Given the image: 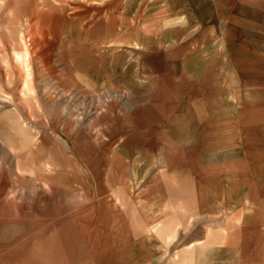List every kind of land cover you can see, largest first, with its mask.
Wrapping results in <instances>:
<instances>
[{"label":"crops","instance_id":"crops-1","mask_svg":"<svg viewBox=\"0 0 264 264\" xmlns=\"http://www.w3.org/2000/svg\"><path fill=\"white\" fill-rule=\"evenodd\" d=\"M99 2L53 80L99 108L40 131L32 164L59 198L0 220V264H160L178 242L181 264H264V0Z\"/></svg>","mask_w":264,"mask_h":264},{"label":"rangeland","instance_id":"rangeland-1","mask_svg":"<svg viewBox=\"0 0 264 264\" xmlns=\"http://www.w3.org/2000/svg\"><path fill=\"white\" fill-rule=\"evenodd\" d=\"M99 1L0 0V220L25 217L28 207L23 204L35 209L38 202H44L48 210L47 204L52 208L59 198L53 189L39 183L32 151L40 131L47 128L54 115L61 116L58 121L75 115L85 119L95 115L99 108L96 102L62 93L53 81L61 68L67 71L63 68L68 65L67 38L79 37L81 32L87 34L81 31L86 26L85 13L99 11ZM88 34L93 37L91 32ZM157 37L161 42L167 38ZM193 48L189 46V58L196 60L197 51ZM157 53L158 62L164 60L165 51ZM171 54L180 59V47ZM212 69V66H190V70L202 74ZM180 70L179 62L174 64L173 73ZM261 76L264 77V65L248 63V91L264 90ZM60 198L62 202L69 200L64 194ZM200 229L197 224L190 225L188 233L201 234ZM180 245L178 242L173 248L174 257L167 256L160 264H181L180 254L175 252L186 244ZM215 245L222 248L225 243ZM197 246L190 243L189 251H212L201 244ZM190 256L195 257H187L184 264H209L212 260L192 253ZM221 261L228 263V259Z\"/></svg>","mask_w":264,"mask_h":264},{"label":"bare ground","instance_id":"bare-ground-1","mask_svg":"<svg viewBox=\"0 0 264 264\" xmlns=\"http://www.w3.org/2000/svg\"><path fill=\"white\" fill-rule=\"evenodd\" d=\"M23 43V42H22ZM24 44V43H23ZM24 46V45H23Z\"/></svg>","mask_w":264,"mask_h":264}]
</instances>
